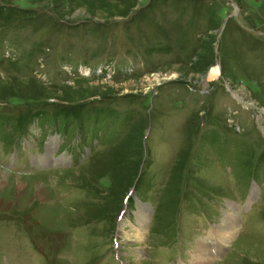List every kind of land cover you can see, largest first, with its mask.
I'll list each match as a JSON object with an SVG mask.
<instances>
[{"label": "rangeland", "instance_id": "rangeland-1", "mask_svg": "<svg viewBox=\"0 0 264 264\" xmlns=\"http://www.w3.org/2000/svg\"><path fill=\"white\" fill-rule=\"evenodd\" d=\"M0 264H264V0H0Z\"/></svg>", "mask_w": 264, "mask_h": 264}, {"label": "bare ground", "instance_id": "bare-ground-1", "mask_svg": "<svg viewBox=\"0 0 264 264\" xmlns=\"http://www.w3.org/2000/svg\"><path fill=\"white\" fill-rule=\"evenodd\" d=\"M217 74H218V71H215L214 72V76H217ZM67 174H69V173L67 172ZM227 233H229V234H232L233 233L234 234V231L232 229H230V230L227 231Z\"/></svg>", "mask_w": 264, "mask_h": 264}]
</instances>
